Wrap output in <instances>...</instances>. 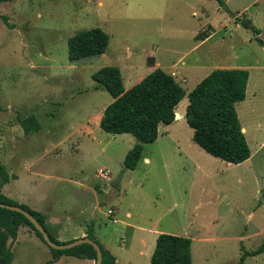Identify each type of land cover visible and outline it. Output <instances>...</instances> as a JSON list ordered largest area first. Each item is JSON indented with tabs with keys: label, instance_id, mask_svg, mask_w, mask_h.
<instances>
[{
	"label": "rangeland",
	"instance_id": "1",
	"mask_svg": "<svg viewBox=\"0 0 264 264\" xmlns=\"http://www.w3.org/2000/svg\"><path fill=\"white\" fill-rule=\"evenodd\" d=\"M223 4L25 0L16 9L21 18L13 19L15 26L0 29V72H9L4 93L10 92L20 117H33L29 123L41 125L29 140H17L11 166L19 178L9 187L18 204L22 198L35 199L69 222L67 228L47 223L61 243L72 241L81 226L95 227L96 241L109 248L118 264H152L158 237L153 230L190 237L193 264L238 262L245 251L264 243V0ZM240 20L251 21L253 29ZM96 27L110 35L107 51L71 61L70 37ZM157 61L175 73L186 96L177 107L180 116L161 125L158 138L144 144L137 167L127 169L124 159L137 139L102 130L97 115L113 97L97 88L93 74L113 65L123 68L127 80L126 67L137 66L141 72L132 84ZM218 68L250 72L246 99L236 108L251 157L239 164L205 151L193 140L185 117L188 94ZM100 168L112 172L111 182L97 177ZM83 184L102 189L96 193ZM103 185L116 188L105 192ZM43 193L46 200H39ZM109 209L117 223L108 216ZM12 249L11 264H55L50 247L29 225ZM81 261L65 256L57 264ZM245 263L264 264V251L246 256Z\"/></svg>",
	"mask_w": 264,
	"mask_h": 264
},
{
	"label": "trees",
	"instance_id": "2",
	"mask_svg": "<svg viewBox=\"0 0 264 264\" xmlns=\"http://www.w3.org/2000/svg\"><path fill=\"white\" fill-rule=\"evenodd\" d=\"M9 0H0L2 2ZM220 4L224 0H217ZM8 23V17L2 16ZM110 35L96 27L76 32L68 41V54L71 61L90 56L101 55L107 51ZM97 88H105L113 97L106 106L100 119L102 130L112 134H132L137 142L128 150L124 167L135 169L142 157L144 144L154 142L159 135L160 125H170L176 119V108L186 96L183 86L175 76L163 68L157 67L140 82L125 89L122 71L118 66L107 65L93 74ZM249 70L244 68H218L212 70L188 94L186 120L193 129V140L209 154L229 163L239 164L251 157V149L246 138L236 105L247 96ZM33 117L23 120L26 132L39 130L40 126ZM34 122V121H33ZM10 180L3 164L0 163V188ZM0 201L21 205L29 210L49 232L45 215L25 204H18L0 191ZM29 225L45 242L43 235L22 213L0 207V264H11L14 259L12 242L18 238L21 226ZM88 237L95 239L92 230ZM11 240V241H10ZM96 240V239H95ZM103 251L102 264H115L116 257L97 241ZM46 243V242H45ZM192 239L170 233H161L151 256L152 264H193ZM53 259L63 255L78 258L97 259L94 246L84 243L70 249L50 248ZM264 251V243L253 251H245L241 259L234 263L246 264L248 255Z\"/></svg>",
	"mask_w": 264,
	"mask_h": 264
},
{
	"label": "crops",
	"instance_id": "3",
	"mask_svg": "<svg viewBox=\"0 0 264 264\" xmlns=\"http://www.w3.org/2000/svg\"><path fill=\"white\" fill-rule=\"evenodd\" d=\"M24 1L25 0H9V1L2 2L0 4V29H2L3 26H8V27L9 26H15L13 19H20L21 18L19 15H17L18 11L16 9H18L19 5L21 3H23ZM3 15L8 17V23H6L3 20V18H2ZM1 44H2V42H1ZM156 64H157L156 66H153L144 76H142L140 79H138L136 82H134L132 84H130L129 82L131 80H133L135 77H137L138 73L141 72L140 71L141 69L137 66L126 67V68H128V69H126V71H127V80H126L124 77V71L122 68L121 71H122V75L124 78L125 89L128 90L129 88H131L132 86H134L135 84L140 82L147 74L152 72L155 68H157V67L161 68L162 67V65L158 61ZM190 68H191V66H186L187 72ZM8 73L9 72H0V163L5 166L7 172L10 176V180L1 186L0 191L5 196H7L8 198L14 199V196H13L14 190L9 186H10L12 180H16L19 178V174H17L16 172H13V168L11 166L15 162L16 157H17L16 151H17L18 146L16 143H17L18 139H22V138H24V136L27 138V140H29V135L32 133V131L26 132L24 129V126H23V120L27 117H30V116H24L23 118L20 117V115L15 110L16 108H15L14 104L12 103V100L9 99V97H8V96H10L7 94L9 91H6L4 93L5 87L3 85L5 84L6 78L8 77ZM171 74L174 75L175 73L172 72ZM174 76L176 77V75H174ZM249 78H250V72H249ZM248 87H249V81H248L247 88ZM9 94H10V92H9ZM37 103H38V101H37ZM104 109L105 108H103V111H104ZM176 113H178L177 108H176ZM102 114L97 115V120L100 121ZM180 114H181V116H183L182 113H180ZM185 115H186V113H185ZM39 126H40L39 130H35L33 132L39 133L41 131V125H39ZM146 160L148 161L149 159L147 158ZM9 165H10V167H9ZM34 174L35 175H44V174H42V172H34ZM83 185L86 187H89V189L93 188V187L86 185V184H83ZM103 186H104L103 188H104L105 192H108L110 188H112V189L116 188V187H110L109 185L108 186L103 185ZM101 189H102L101 186H97V187L93 188V190L96 193L99 192ZM46 198H47L46 193H43V195L42 194L39 195V200H46ZM22 201H23L22 202L23 204L28 205L37 211L42 212L46 217V224L50 223L53 226L63 225L66 228L69 225V222H67L66 219L60 218L52 210L46 208L45 206L44 207L39 206V202H37L35 199L32 200L31 198L27 197V198H22ZM97 206H98V204H97ZM129 215H131V213H129ZM47 217H50V219L47 220ZM47 227H48V225H47ZM48 229L51 232L50 228H48ZM80 229H81L80 234L73 236V238H72L73 240L78 239V238H82V237H88V233L90 231V228L81 226ZM21 230H23V226L20 227L19 233L21 232ZM92 230H93L94 234L97 233V231L95 230V227H93ZM152 232L154 234H158V236H159V234L162 233V231L156 232V230H153ZM33 236L35 238H37L35 234ZM18 237H19V234H18ZM65 256H69V255H63L58 260H54L53 256H52L51 260H53V263L57 264ZM81 259H83L84 261H81L80 264H94V261H95V260H91V259H87V258H81ZM118 262H119V260H118V258H116V264H118Z\"/></svg>",
	"mask_w": 264,
	"mask_h": 264
},
{
	"label": "water",
	"instance_id": "4",
	"mask_svg": "<svg viewBox=\"0 0 264 264\" xmlns=\"http://www.w3.org/2000/svg\"><path fill=\"white\" fill-rule=\"evenodd\" d=\"M223 8L232 17H235L234 13L227 7L226 4H223ZM235 19L238 20L239 18L237 17ZM240 22H241V25L244 26L246 29H253V25L251 21L241 20ZM179 116L180 115L176 113V118H178ZM0 207L7 208V209L17 211V212L24 214L33 223L35 228L43 235L46 244L50 248L64 250V249L73 248L75 246H78L84 243H89L93 245L95 250L97 251V259L95 261V264H102L103 251H102L100 244L95 239L91 237H82V238L74 239L69 242H63V243L56 242L51 238L49 232L45 229V227L37 220V218L29 210L23 208L21 205L11 204V203L1 202V201H0Z\"/></svg>",
	"mask_w": 264,
	"mask_h": 264
},
{
	"label": "built area",
	"instance_id": "5",
	"mask_svg": "<svg viewBox=\"0 0 264 264\" xmlns=\"http://www.w3.org/2000/svg\"><path fill=\"white\" fill-rule=\"evenodd\" d=\"M97 177H99L101 180L105 182H111L113 180L112 172L109 169H105V168H100L97 171ZM107 213H108V216L113 217L114 223L118 222V219L114 215L115 212L113 209H109Z\"/></svg>",
	"mask_w": 264,
	"mask_h": 264
},
{
	"label": "flooded vegetation",
	"instance_id": "6",
	"mask_svg": "<svg viewBox=\"0 0 264 264\" xmlns=\"http://www.w3.org/2000/svg\"><path fill=\"white\" fill-rule=\"evenodd\" d=\"M238 21H239V19H238ZM241 21V20H240Z\"/></svg>",
	"mask_w": 264,
	"mask_h": 264
}]
</instances>
